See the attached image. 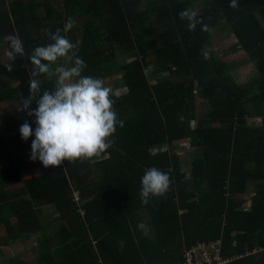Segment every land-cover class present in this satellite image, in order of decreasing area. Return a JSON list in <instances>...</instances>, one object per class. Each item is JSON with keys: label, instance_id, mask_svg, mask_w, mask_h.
I'll return each instance as SVG.
<instances>
[{"label": "trees", "instance_id": "obj_1", "mask_svg": "<svg viewBox=\"0 0 264 264\" xmlns=\"http://www.w3.org/2000/svg\"><path fill=\"white\" fill-rule=\"evenodd\" d=\"M184 9L196 13L193 30L178 15ZM69 17L74 25L64 32ZM57 28L79 41L73 52L85 62L82 75L113 77L124 89L110 91L123 126L99 156L45 168L29 159L32 137L19 133L25 121L35 127L34 117L17 106L29 95L28 56ZM224 34L235 40L224 55L242 53L255 70L245 82L232 74L241 62L217 55ZM8 35L25 42L13 61ZM0 54L7 83L0 104L18 111L0 117V259L184 264L189 249L219 242L224 264H264V0H237L235 8L229 0H0ZM61 66L69 65L60 59L43 75L41 93L54 87ZM183 143L186 162L174 149ZM149 167L166 172L170 184L142 204L140 178ZM27 170L39 171L23 178ZM18 240L34 242L29 261L3 252Z\"/></svg>", "mask_w": 264, "mask_h": 264}, {"label": "clouds", "instance_id": "obj_2", "mask_svg": "<svg viewBox=\"0 0 264 264\" xmlns=\"http://www.w3.org/2000/svg\"><path fill=\"white\" fill-rule=\"evenodd\" d=\"M229 6L235 8L237 0H229ZM179 17L187 19V27L193 30L199 22L196 13L184 9ZM74 25L71 17L64 24L63 31H69ZM206 29L207 25H203ZM6 49L10 61L17 55H24L25 42L18 36L8 35ZM51 43L36 46L28 56L31 68L28 89L29 95L21 98L18 110H26L34 117L35 127L28 121L19 127L20 137L28 140L31 136L29 159L40 161L46 168L58 166L62 161L72 162L76 159H91L99 156L111 146L108 139L116 126H123L118 120L110 98V90L104 81L89 75H82L85 62L76 56L79 41H70L61 35V29L50 33ZM63 59L68 67H58L54 87L40 91L44 74H50V66ZM9 71L11 64H4ZM35 101L36 107L30 105ZM170 179L166 172L156 167H149L140 178V198L147 204L152 197L163 195L169 188ZM142 234L149 233V226L144 222L137 224Z\"/></svg>", "mask_w": 264, "mask_h": 264}, {"label": "rangeland", "instance_id": "obj_3", "mask_svg": "<svg viewBox=\"0 0 264 264\" xmlns=\"http://www.w3.org/2000/svg\"><path fill=\"white\" fill-rule=\"evenodd\" d=\"M222 42V44H219V49L216 50L217 55L220 57H224V60H228V61H232L235 63L241 62L240 65L238 67H236V69H233L232 74L235 78V80H237L239 83L245 82L246 80H248L250 77L253 76L255 70L252 67V65L246 61L245 63L242 62V60L244 59L242 57V53L240 54H233V53H225L224 55V51L228 49V47H230L232 45V43L235 42L234 37L228 34H224L221 36V38H219V42ZM2 56L0 54V72L2 71V63L3 60L1 59ZM57 73V71H55ZM149 72V71H148ZM150 75V73H149ZM111 79L112 78H107L104 79V84L105 86H107L109 88L110 91H115L116 94H120L121 92L124 91L123 88H115L114 85L111 84ZM7 83H1L0 82V92L6 89V85ZM9 86V84H8ZM15 106V105H14ZM10 102L9 103H3L0 104V117L1 118H11L13 116H17L18 115V111L17 109L15 110L14 107ZM197 108H198V113L201 112L204 107H203V103L201 101V99H199L197 97ZM3 120V119H1ZM175 151L179 154V156L182 158V160L184 162H186L187 160H189V157L191 155L190 150L188 148V144L187 143H183L180 145H176L175 146ZM185 170H187L188 168L185 167ZM30 170H27L26 172H24V174H22V177L24 178L27 175L33 174L34 172H29ZM20 185V183L17 184H8V189H13V188H18V186ZM4 235H5V230L4 228H0V241L4 240ZM34 244V242H29V243H23L22 241H16V243L13 244V246L10 247H6V246H2V250L3 252L6 253V256H14V255H19L21 260H28L31 257V252L29 251V248L32 247ZM32 245V246H31ZM35 245V244H34ZM8 262H6V260L4 259H0V264H7Z\"/></svg>", "mask_w": 264, "mask_h": 264}, {"label": "built area", "instance_id": "obj_4", "mask_svg": "<svg viewBox=\"0 0 264 264\" xmlns=\"http://www.w3.org/2000/svg\"><path fill=\"white\" fill-rule=\"evenodd\" d=\"M80 193L75 192V198L80 200ZM219 242L200 244L185 253L184 264H224L227 261L220 257Z\"/></svg>", "mask_w": 264, "mask_h": 264}, {"label": "crops", "instance_id": "obj_5", "mask_svg": "<svg viewBox=\"0 0 264 264\" xmlns=\"http://www.w3.org/2000/svg\"><path fill=\"white\" fill-rule=\"evenodd\" d=\"M32 171H33V170H30L29 172H32ZM38 171H39V170H35V171H33V172H34V173H38ZM34 173H33V174H34ZM30 175H32V174H30ZM27 176H28V175H27ZM25 177H26V176H25ZM25 177H24V178H25ZM0 228H2V227H0Z\"/></svg>", "mask_w": 264, "mask_h": 264}]
</instances>
